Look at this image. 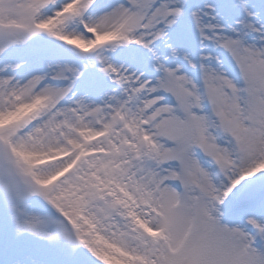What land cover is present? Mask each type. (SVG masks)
I'll return each mask as SVG.
<instances>
[{"label":"snow or ice","instance_id":"snow-or-ice-1","mask_svg":"<svg viewBox=\"0 0 264 264\" xmlns=\"http://www.w3.org/2000/svg\"><path fill=\"white\" fill-rule=\"evenodd\" d=\"M0 264H264V0H0Z\"/></svg>","mask_w":264,"mask_h":264}]
</instances>
